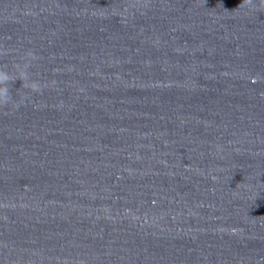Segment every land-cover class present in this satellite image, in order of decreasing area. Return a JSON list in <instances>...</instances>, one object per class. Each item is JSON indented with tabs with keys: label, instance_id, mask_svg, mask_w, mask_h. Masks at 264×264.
Segmentation results:
<instances>
[{
	"label": "water",
	"instance_id": "obj_1",
	"mask_svg": "<svg viewBox=\"0 0 264 264\" xmlns=\"http://www.w3.org/2000/svg\"><path fill=\"white\" fill-rule=\"evenodd\" d=\"M240 3L0 0V66L30 49L42 86L0 109V264H264V11Z\"/></svg>",
	"mask_w": 264,
	"mask_h": 264
},
{
	"label": "clouds",
	"instance_id": "obj_2",
	"mask_svg": "<svg viewBox=\"0 0 264 264\" xmlns=\"http://www.w3.org/2000/svg\"><path fill=\"white\" fill-rule=\"evenodd\" d=\"M139 4L140 0H136ZM106 9V8H105ZM248 9L249 14L255 11H264V0H258V3L254 0H242V3L238 5L236 11L241 12V10ZM127 11V9H125ZM7 51L0 48V55H6ZM21 63H14L12 65L13 71L9 72L7 70V65L0 66V109L6 108L8 106L11 109H16L23 103V96L19 101L13 100L12 93L10 91V83L19 79L23 82L22 88L30 89L32 92H40L41 84L37 80L30 79V74L28 69L31 62L37 59V56L32 50H26L20 57Z\"/></svg>",
	"mask_w": 264,
	"mask_h": 264
}]
</instances>
